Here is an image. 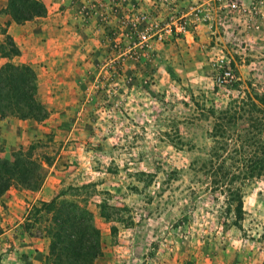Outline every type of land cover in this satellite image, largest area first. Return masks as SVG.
Listing matches in <instances>:
<instances>
[{
	"label": "rangeland",
	"instance_id": "1",
	"mask_svg": "<svg viewBox=\"0 0 264 264\" xmlns=\"http://www.w3.org/2000/svg\"><path fill=\"white\" fill-rule=\"evenodd\" d=\"M71 1L60 9L84 54L44 57L36 45L21 57L16 44L10 60L31 66L47 117L0 118V157L34 146L46 171L37 190L14 186L0 197V233L17 223L42 231L50 216L36 220L32 207L63 191L59 199L86 203L94 216L101 253L92 264H263L264 178L236 180L244 211L236 227L226 183L192 163L219 143L232 167L235 153L264 150V0ZM6 6L0 0V43L13 22ZM218 56L234 72L230 87L215 81ZM8 61L0 57V67ZM221 115L229 139L217 144L208 133ZM103 202L120 209L119 220L100 217ZM38 244L37 264H54L43 233Z\"/></svg>",
	"mask_w": 264,
	"mask_h": 264
},
{
	"label": "trees",
	"instance_id": "2",
	"mask_svg": "<svg viewBox=\"0 0 264 264\" xmlns=\"http://www.w3.org/2000/svg\"><path fill=\"white\" fill-rule=\"evenodd\" d=\"M6 11L14 23L23 24L44 17L46 7L40 0H7ZM4 36L5 40L0 43V57L9 61L0 67V118L42 121L47 117V111L36 99L38 89L35 84V73L28 64H15L10 61L13 57L19 56L20 51L11 36L8 34ZM5 47L8 49L5 50ZM215 113L216 111L210 108L206 115L214 116ZM223 120L224 116L221 115L208 133L217 144L229 139ZM218 145L196 156L192 170L197 174L207 172L209 166H212L210 172L217 175L215 182L226 183L222 192L226 214L231 217L233 226L240 227L244 215L243 197L240 186L235 185V182L237 179L258 181L264 178V150L259 148L258 151L251 153L245 150H242V153H235L239 165L232 167L227 165L228 157L224 156ZM34 148L30 146L27 151L19 150L9 156L0 157V197L14 186L26 191H35L41 185L46 170L42 161L31 158L30 151ZM50 164L48 161L47 165ZM62 192L59 191L51 200L40 201L32 207L30 217H37L36 220H39L41 213L50 216L47 226L35 233L34 237L39 238L43 233L49 239L47 260L54 264H92L101 253L100 233L95 225L94 216L86 203L80 205L75 201L59 199ZM96 207L99 209L100 217L106 221L119 220L118 207L109 206L106 202ZM25 228L32 235L28 225ZM115 231L116 227L111 226V232ZM184 264L196 262L187 260Z\"/></svg>",
	"mask_w": 264,
	"mask_h": 264
},
{
	"label": "crops",
	"instance_id": "3",
	"mask_svg": "<svg viewBox=\"0 0 264 264\" xmlns=\"http://www.w3.org/2000/svg\"><path fill=\"white\" fill-rule=\"evenodd\" d=\"M46 7L47 13L39 18L41 21L36 26L35 21H27L24 24L11 22L7 28V34L11 36L15 44L19 46L21 57H33L35 46L41 49L40 56L54 57L64 54V58L76 54H84L88 47L84 46L81 37L72 32L70 20L67 19L69 10L60 9L61 5L67 6L71 0H40ZM55 30L59 33L53 34ZM59 28V29H58ZM63 31L67 32L66 34ZM85 42H88L85 41ZM4 120H0V123ZM3 231V233H2ZM0 233L6 235L5 242L0 240V250L5 251L3 261L14 264H37L39 250V238L32 236L17 223L13 227L3 228ZM7 238L9 240L7 241Z\"/></svg>",
	"mask_w": 264,
	"mask_h": 264
},
{
	"label": "built area",
	"instance_id": "4",
	"mask_svg": "<svg viewBox=\"0 0 264 264\" xmlns=\"http://www.w3.org/2000/svg\"><path fill=\"white\" fill-rule=\"evenodd\" d=\"M231 7H238L237 3L231 2ZM142 38L144 36L142 35ZM213 67L216 71L215 81L220 87H230L235 83L234 72L226 57L218 56L214 62Z\"/></svg>",
	"mask_w": 264,
	"mask_h": 264
}]
</instances>
